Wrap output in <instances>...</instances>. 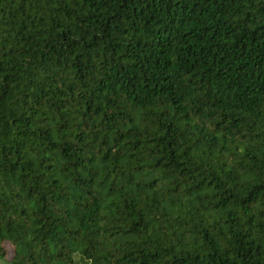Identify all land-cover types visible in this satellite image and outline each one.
<instances>
[{
    "label": "trees",
    "instance_id": "obj_1",
    "mask_svg": "<svg viewBox=\"0 0 264 264\" xmlns=\"http://www.w3.org/2000/svg\"><path fill=\"white\" fill-rule=\"evenodd\" d=\"M0 260L264 264V0H0Z\"/></svg>",
    "mask_w": 264,
    "mask_h": 264
},
{
    "label": "rangeland",
    "instance_id": "obj_2",
    "mask_svg": "<svg viewBox=\"0 0 264 264\" xmlns=\"http://www.w3.org/2000/svg\"><path fill=\"white\" fill-rule=\"evenodd\" d=\"M0 264H6V263H5L4 261H1V260H0Z\"/></svg>",
    "mask_w": 264,
    "mask_h": 264
}]
</instances>
